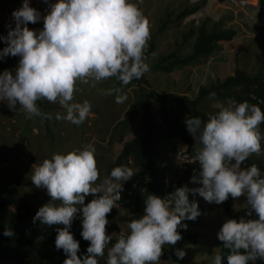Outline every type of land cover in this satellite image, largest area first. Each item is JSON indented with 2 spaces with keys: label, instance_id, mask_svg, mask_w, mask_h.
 <instances>
[{
  "label": "clouds",
  "instance_id": "1",
  "mask_svg": "<svg viewBox=\"0 0 264 264\" xmlns=\"http://www.w3.org/2000/svg\"><path fill=\"white\" fill-rule=\"evenodd\" d=\"M241 1L252 5L250 0L235 2ZM11 16L15 26L6 36H0L6 44L0 49V58L11 55L19 60L14 72H0V101L6 102L10 111L22 110L26 118L51 119L37 103L47 100L64 109L56 119L78 126L91 114L87 101L73 102L78 81L115 78L121 85H128L149 71L144 59L149 28L132 0H55L43 16V28L37 31L27 27L41 20V13L29 6V0H22ZM119 92L115 88L106 94ZM115 99L122 103L126 97L116 95ZM185 123L195 141L196 154L190 158L183 152L177 172L185 171L188 164L196 165L191 179H198L201 186L191 189L192 181L190 189L181 186L166 198L149 194L144 199V214L131 220L128 231L111 244L113 236L106 235V214L120 200L123 183L133 177L129 167L112 168L98 183L95 148L91 144L66 154L53 153L32 166V183L46 189L50 197L35 212L33 222L64 226L56 228L54 241L66 255L63 264H98V257H106L105 264H159L162 246L175 245L181 239L178 226L187 228L181 221L195 220L200 215L198 195L215 204H222L229 196L244 195L246 216L255 214V218L223 222L216 234L223 242L218 249L219 253L227 249L228 254L224 258L215 255L212 264H222V259L226 264L264 260V176L255 164L241 167L250 155L263 153L264 135L259 125L264 123V111L247 101L232 100L225 106L218 105V111L204 121L189 117ZM190 192L195 195L192 202ZM89 194L94 198L85 204ZM78 212L80 236L89 242L87 254L82 256H78L79 242L69 231ZM3 235L12 237L14 233L6 228ZM174 255L182 259L185 252L177 249Z\"/></svg>",
  "mask_w": 264,
  "mask_h": 264
},
{
  "label": "rangeland",
  "instance_id": "2",
  "mask_svg": "<svg viewBox=\"0 0 264 264\" xmlns=\"http://www.w3.org/2000/svg\"><path fill=\"white\" fill-rule=\"evenodd\" d=\"M199 0H132L133 3L142 12L147 21L149 28V39L147 47L151 43L154 46V52L145 60L150 67L159 64L161 58L172 53L180 56L189 54L194 38H190L184 43L185 35L193 29H197L201 24H206L207 29L213 25H220V29L240 27L238 34L240 38L238 43L244 41L242 59L239 60L243 71L248 75H256L260 70H264V25L252 26L246 21H240V13L227 14L222 4L214 0H207L205 5L188 15L180 22H172L175 16L186 6H193ZM258 1V0H257ZM55 0H29V6L35 8L41 13V20L36 23H29L27 27L30 30L37 31L43 28V16L49 11V4ZM214 3V4H213ZM250 4H256V0H250ZM22 0H0V36H6L10 27H14V21L11 13L18 9ZM244 8L245 15L254 18L255 7ZM236 10V8H233ZM235 14V15H234ZM233 15L236 17V25L233 22ZM222 22V24H221ZM253 22L254 21H250ZM237 43V44H238ZM6 46L5 42L0 41V49ZM233 46V45H232ZM145 49V50H146ZM17 56H6L0 58V72L9 70L14 72L18 62ZM207 62V61H206ZM200 66L185 68L182 72H173L170 74L159 71H148L144 74V80L150 86L152 91L159 94L173 95L174 97L186 96L194 99L197 96L198 89L208 87L214 81H203L196 78L202 77L197 70ZM229 72L226 76H232L234 73L233 66L229 65ZM208 75V74H207ZM116 82L115 78H109L101 82L89 81L87 83L77 82L76 91L73 95V102L87 101L90 105V115L80 125H74L64 119H56L59 113L63 115L64 109L58 103H51L47 100L38 101V106L42 113H48L52 118L45 116L26 118L22 110L10 111L6 102L0 101V185L10 184L16 196L29 202L34 213L38 208L50 201L46 189L37 188L31 181V171L34 164H39L45 158H50L53 153L66 154L68 151L80 149L91 144L95 148V159L99 171V179L107 177L113 168L112 165L120 155L125 144L131 140L143 135V127L140 122L141 113L130 112V107L136 99L135 87L126 88L125 85L119 84V93L111 95L106 94L107 90L113 89ZM145 88V85H141ZM190 88V91H186ZM116 95H123L126 99L122 103L116 102ZM208 101V100H207ZM230 100L220 102H208L201 106L211 112L218 111V105L225 106ZM157 102L150 103V109L155 118L154 139H156L157 148L153 153H158L157 166L159 174L166 181H174L177 178V163L179 157H182L183 149L175 152L172 145L176 144L175 139H164L160 132L167 130L166 124L162 121L157 113ZM18 109V105H16ZM202 112H205L200 107ZM189 116L185 108H179L174 114L170 115L171 128L179 130L180 122ZM189 118V117H188ZM125 122L128 129L121 132L122 128L117 125ZM261 133V127L259 126ZM179 132V131H178ZM264 135V131L262 132ZM172 141V142H171ZM171 142V145H169ZM264 142V141H261ZM155 146V147H156ZM182 152V153H181ZM260 157H264V150ZM255 162H259L255 160ZM141 161L128 159L127 167L133 174L137 171ZM124 165V166H126ZM241 167H244L242 164ZM197 181H193L192 188L200 187ZM97 196L99 194H96ZM197 205L201 206L200 220L192 233L197 234L196 245L184 246L182 250L185 255L179 261L168 260L162 253L159 264H212L213 257L219 254V247L223 242L217 239V232L223 222L227 220L223 214L222 204L208 203L198 195ZM94 196L89 194L85 197L84 203H88ZM231 208L234 210L247 207L246 197L241 195L237 198H231ZM223 203V202H222ZM128 215L131 216V209L128 208ZM122 208H118L117 231L108 230L106 235H112L113 240L121 233L128 231L127 223L122 219ZM79 212L76 216H79ZM38 221V220H37ZM81 219L78 220V229L81 232ZM32 238V237H31ZM213 253V254H212ZM106 257H100L98 264H105Z\"/></svg>",
  "mask_w": 264,
  "mask_h": 264
},
{
  "label": "trees",
  "instance_id": "3",
  "mask_svg": "<svg viewBox=\"0 0 264 264\" xmlns=\"http://www.w3.org/2000/svg\"><path fill=\"white\" fill-rule=\"evenodd\" d=\"M207 0H199L193 6H186L175 16L172 22H180L188 15L205 5ZM219 3L226 0H215ZM240 1V0H234ZM255 1V0H254ZM260 5H264V0H258ZM252 10L253 8H249ZM242 19V17H241ZM222 24V22H221ZM220 25H213L207 29L206 24H201L195 32L191 29L184 39V43L188 39L194 38L189 54L180 56L172 53L164 58H161L159 64L150 67L149 71H159L161 73L170 74L182 72L185 68L204 65L209 58L214 57L222 49L223 43H227L236 37L237 32L232 28L220 29ZM154 52L153 43L144 52V59L147 60ZM19 60V59H18ZM13 62L15 65L17 62ZM232 76L216 78L213 84L208 87L198 89L197 96L194 99H189L186 96L174 97L173 95L159 94L152 91L150 86L144 80V75L140 79H134L126 88L135 87L137 90L136 99L130 107V112L141 113L140 122L143 127V135L139 136L129 143L125 144L120 155L113 163L112 167L126 165L128 159L135 161L140 160L141 164L133 177L122 185L120 192V200L115 204L108 214L106 219L108 224L105 226L108 230L117 231L118 225L115 219L118 216V208H122V219L128 224L131 220L139 218L144 214V199L149 195H156L161 198L168 197L175 189L181 186H187L190 189V184L193 181V173L198 168L196 165H186L185 171L177 172V178L174 181H166L159 174L157 160L158 153H153L154 148H157L155 132V118L150 109V103L157 102V113L168 127L167 130L160 132L161 136L166 140L175 139L176 144L172 145V150L177 146L183 149V152L188 154L190 158H194L196 154L195 141L192 135L187 131L185 120L180 122L179 132L171 128L170 115L174 114L179 108L183 107L188 112V117H199L202 121L206 120L210 111L205 110L204 104L208 102H220L224 100H234L236 102L247 101L250 104L257 105L264 111V70H260L256 75H248L243 70L236 69ZM120 81L116 82L115 88H119ZM141 85H145L142 88ZM186 91H190L187 88ZM214 94V95H213ZM208 100V101H207ZM18 107L19 104L17 103ZM200 107L205 110L202 112ZM214 114L215 112H211ZM46 114V113H45ZM48 115V113H47ZM187 117V118H188ZM38 118V117H37ZM118 127L122 128L121 132L128 129L125 122H120ZM264 131V123L259 125ZM174 141V140H172ZM171 141V142H172ZM171 142L169 145H171ZM156 146V147H155ZM158 152V148L156 150ZM261 154H252L247 158L243 165L248 167L255 164L264 176V157ZM255 160L259 162H255ZM127 166V165H126ZM197 167V168H196ZM109 174V173H108ZM189 201L195 200L193 193L188 194ZM231 196L222 203L223 214L227 219L239 221L240 218H255V214L251 217L246 216L248 207H243L238 210L231 208ZM128 208L131 209V216L128 215ZM198 206V210L201 211ZM34 213L32 205L19 198L13 192L10 184L0 185V264H63L66 255L61 249L55 247V237L57 235L56 228L64 227L63 225H44L39 221L32 223L31 219ZM81 217L73 218L69 231L74 239L79 242L78 256L86 255V248L89 244L80 236L78 229V220ZM200 215L195 220H182V224H186L187 228L182 229L179 226L177 231L181 235V239L175 245L162 246V253L171 261H179L174 251L182 249L184 246L195 245L197 234L188 230L191 225L195 227L199 224ZM190 226V227H191ZM6 228L13 231L12 237H6L3 232ZM32 237V238H31ZM115 241H110L114 243ZM222 258L226 257L228 250L222 248L219 253ZM98 257V261H99ZM222 264H226V259H222ZM255 264H264V260H257Z\"/></svg>",
  "mask_w": 264,
  "mask_h": 264
},
{
  "label": "crops",
  "instance_id": "4",
  "mask_svg": "<svg viewBox=\"0 0 264 264\" xmlns=\"http://www.w3.org/2000/svg\"><path fill=\"white\" fill-rule=\"evenodd\" d=\"M234 15H233V19L235 17ZM239 20L242 21L241 17H239ZM239 28L240 27L234 28L237 34ZM239 39L240 38H236L230 42L223 43L222 49L218 54H216L214 57L209 58V60L204 65H202V67L197 68V70H199V74L202 77L196 79L201 80V82L203 81L212 82L216 78L226 77V72H229L230 70L229 69L230 64L231 66H233L234 71L236 69L243 70V68L241 67L242 65L239 64V60L242 59V53L245 44L244 41L238 43Z\"/></svg>",
  "mask_w": 264,
  "mask_h": 264
},
{
  "label": "built area",
  "instance_id": "5",
  "mask_svg": "<svg viewBox=\"0 0 264 264\" xmlns=\"http://www.w3.org/2000/svg\"><path fill=\"white\" fill-rule=\"evenodd\" d=\"M246 6L248 7L249 5H247L246 3L242 2V1L241 2H235L233 0H226L222 4V7H223L224 11H226L227 14L240 13L242 15V20L246 21L247 24L251 23L252 26H256V27L264 25V5H260L259 3L254 4V5H250L252 8L255 7L254 18H251V17L245 15V10H243V8H245ZM233 8H236V10ZM233 20H234L233 22L236 25V17H234ZM252 20L254 21V23L250 22ZM238 37H240L239 34H237L236 37L233 39H236ZM117 202H119V201H117Z\"/></svg>",
  "mask_w": 264,
  "mask_h": 264
}]
</instances>
